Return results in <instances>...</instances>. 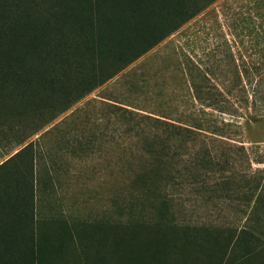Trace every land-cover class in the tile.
<instances>
[{
    "label": "rangeland",
    "instance_id": "rangeland-1",
    "mask_svg": "<svg viewBox=\"0 0 264 264\" xmlns=\"http://www.w3.org/2000/svg\"><path fill=\"white\" fill-rule=\"evenodd\" d=\"M25 145L39 218L121 224L152 169L176 222L264 264V0H215L54 118H7L0 163Z\"/></svg>",
    "mask_w": 264,
    "mask_h": 264
},
{
    "label": "trees",
    "instance_id": "trees-1",
    "mask_svg": "<svg viewBox=\"0 0 264 264\" xmlns=\"http://www.w3.org/2000/svg\"><path fill=\"white\" fill-rule=\"evenodd\" d=\"M214 1L0 0V127L9 117L54 118ZM27 145L0 163V264H244L249 259L251 250L233 257L245 238L222 239L176 222L169 199L151 182L152 169L136 177L148 205L135 200V216L129 212L121 224L37 217L38 180ZM155 159L161 165L160 153Z\"/></svg>",
    "mask_w": 264,
    "mask_h": 264
}]
</instances>
